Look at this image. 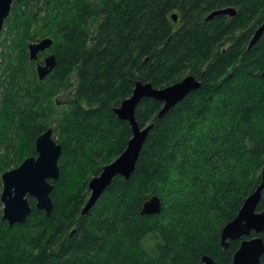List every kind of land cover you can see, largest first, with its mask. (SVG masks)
<instances>
[{
  "label": "trees",
  "instance_id": "1",
  "mask_svg": "<svg viewBox=\"0 0 264 264\" xmlns=\"http://www.w3.org/2000/svg\"><path fill=\"white\" fill-rule=\"evenodd\" d=\"M229 8L235 16L207 19ZM5 23L0 149L14 158L0 172L36 155L49 128L63 152L51 216L30 198L24 224L0 217V264H231L240 242L223 248L222 230L264 168V34L249 47L264 0H20ZM48 37L57 64L41 81L28 46ZM189 75L201 87L163 116L162 101L140 102L136 120L153 128L134 173L82 216L89 181L132 137L114 109L137 82L162 89ZM153 196L160 213L142 215Z\"/></svg>",
  "mask_w": 264,
  "mask_h": 264
},
{
  "label": "water",
  "instance_id": "2",
  "mask_svg": "<svg viewBox=\"0 0 264 264\" xmlns=\"http://www.w3.org/2000/svg\"><path fill=\"white\" fill-rule=\"evenodd\" d=\"M20 0H0V38L5 21L10 16L13 4ZM219 15L235 16V9H222L211 13L207 19ZM175 21L177 16L172 17ZM264 34V24L255 32L249 47H252ZM54 45L52 38H44L28 46L31 61L38 62L39 55L50 50ZM57 58L55 54L45 57L44 63L37 64L39 80H45L55 69ZM264 78V72L262 73ZM201 82L193 75L166 88L156 89L150 83L137 82L130 98L114 109L119 119L127 121L132 130V137L125 150L110 164L102 168L98 176L89 183L90 196L81 215L85 216L96 206L115 178L128 180L135 171L137 162L153 128V124L140 127L136 120V109L144 98H153L164 103L159 117L183 101L191 92L199 89ZM53 128H49L36 140L37 157L26 158L18 167L2 174L3 191L1 201L4 204L2 220L13 227L24 224L32 212L29 199L36 201V208L50 217L54 210L51 194L54 190L53 182L60 176L59 160L62 156V145L53 136ZM264 192V168L261 183L257 189L245 200L238 215L222 230V246L228 248L230 241L242 239L252 232L264 234V211L257 212L258 205ZM162 203L158 196L149 198L143 205L142 215H154L161 211ZM264 255V240L261 237L245 239L233 256L231 264H261ZM202 264H218L211 257L204 256Z\"/></svg>",
  "mask_w": 264,
  "mask_h": 264
},
{
  "label": "rangeland",
  "instance_id": "3",
  "mask_svg": "<svg viewBox=\"0 0 264 264\" xmlns=\"http://www.w3.org/2000/svg\"><path fill=\"white\" fill-rule=\"evenodd\" d=\"M5 30H6V23L4 25V29L2 31L1 38H0V53H2V52L5 51V49L3 48V43H2V41H3V33H4ZM52 53H54L53 50H48L47 52L42 53V56H41L40 61L42 62L43 59H44V57H46L47 55L52 54ZM2 62L3 61L0 58V63H2ZM36 67H37V65L35 63V70H36ZM36 74H37V70H36ZM0 77H1V71H0ZM73 81H75V80H73ZM2 91H3L2 88H0V102H1V99H2ZM70 91L61 92V93L57 94L53 98L54 103H56L57 105H64L68 101V99L70 98V95H71V92ZM6 156L9 157L7 160H6V158H7ZM13 158H14V156H13V154H12L11 151H7L5 147H2L0 149V160L2 162H8V161H10ZM16 159L17 160H16L15 163H13V162L10 163V169H7V171L8 170H12V169L18 167L24 161L23 160V157L22 156H19V155L16 156ZM16 163H18V164H16ZM16 165H18V166H16ZM0 167H2L1 164H0ZM0 170H1V168H0ZM3 173L0 172V181H1V183H0V217L1 218L3 216V211H4V204L1 201V194H2V191H3V183H2V174ZM89 196H90V190H89V194L87 195V198H89Z\"/></svg>",
  "mask_w": 264,
  "mask_h": 264
},
{
  "label": "flooded vegetation",
  "instance_id": "4",
  "mask_svg": "<svg viewBox=\"0 0 264 264\" xmlns=\"http://www.w3.org/2000/svg\"><path fill=\"white\" fill-rule=\"evenodd\" d=\"M53 54V53H52ZM41 55V54H40ZM40 55H39V61L38 62H36L37 64L38 63H40V64H43L44 63V59H45V57H44V59H43V61L41 62L40 61ZM50 55V54H49ZM48 56V55H47ZM36 69H37V67H36ZM36 143V142H35ZM35 152H36V150H35ZM30 157H37V153H36V155H34V156H30ZM29 158V157H28ZM33 199V198H32ZM262 200V199H261ZM29 201H30V199H29ZM260 203H261V201H260ZM260 203H259V205H258V208H257V212H262V211H264V209H262V210H260L259 209V206H260ZM30 204H31V202H30ZM31 206H32V204H31ZM35 206H36V201H35ZM255 237H261V238H263V240H264V234L263 233H261V234H256L255 232H252L249 236H245V237H243L242 239H239V240H233V241H230V244H229V247H230V245H231V242H234V241H239L240 242V245H241V242L243 241V240H245V239H253V238H255ZM221 243H222V239H221ZM240 245H239V247H240ZM228 247V248H229ZM224 248V247H223ZM227 248V249H228ZM226 249V248H225ZM239 249V248H238ZM237 249V250H238ZM236 253V252H235ZM234 253V254H235ZM261 264H264V261H263V257H262V263Z\"/></svg>",
  "mask_w": 264,
  "mask_h": 264
}]
</instances>
